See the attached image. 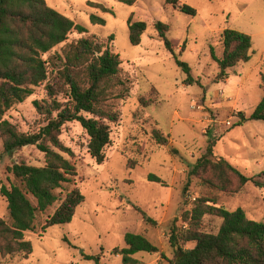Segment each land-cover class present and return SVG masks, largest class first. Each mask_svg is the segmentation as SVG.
Returning a JSON list of instances; mask_svg holds the SVG:
<instances>
[{
    "label": "rangeland",
    "instance_id": "1",
    "mask_svg": "<svg viewBox=\"0 0 264 264\" xmlns=\"http://www.w3.org/2000/svg\"><path fill=\"white\" fill-rule=\"evenodd\" d=\"M47 1L87 30H73L50 53L61 52L67 43L81 37L96 36L120 54L131 90L129 97L118 103L121 116L111 124V142L102 164L90 155L89 135L79 122L63 127L60 138L72 151L65 156L78 172L74 185L86 198L72 222L42 232L58 201L39 214L35 232H26L33 253L28 258L0 257V264H98L86 258L95 254H100V264H124L113 249L125 247L127 232L143 234L159 247V252L135 254L141 264H173L170 226L176 219L177 225H182L181 208L189 209L204 192L190 170L211 141L215 142L216 156L228 158L245 174L264 183V121L235 125L240 120L239 112L250 115L264 96V0H180L196 8V16L174 8L167 0H138L134 5L119 0ZM89 1L102 3L112 12L93 7ZM92 14L104 18L106 24L92 23ZM130 18L147 23L140 45L130 41ZM158 21L169 25L167 36L174 53L159 38L155 28ZM225 28L252 36V58L229 68L226 79H218L220 68L211 51L222 56L221 34ZM185 40V51L180 54ZM177 58L190 65L200 84L187 82L188 74ZM45 84L34 87L31 96L5 115L23 132L38 131L46 123L34 106L35 100L47 98ZM141 97L147 104L140 102ZM155 129L168 136L167 144L154 140ZM129 159L136 162L135 168L127 167ZM20 162L43 165L44 153L28 145L5 155L0 138V190L3 185L19 183L8 167ZM149 174L163 182L151 181ZM74 185L58 190L60 197L64 198ZM218 205L229 210L241 207L249 218L264 222V187L250 181L236 195L221 194ZM139 209L156 223L146 221ZM7 216V200L0 192V217ZM204 223L206 230L217 231L221 219L206 216ZM194 246L191 242L185 247Z\"/></svg>",
    "mask_w": 264,
    "mask_h": 264
},
{
    "label": "trees",
    "instance_id": "2",
    "mask_svg": "<svg viewBox=\"0 0 264 264\" xmlns=\"http://www.w3.org/2000/svg\"><path fill=\"white\" fill-rule=\"evenodd\" d=\"M134 5L138 0H119ZM174 8L192 16L196 8L167 0ZM93 7L112 12L102 3L89 1ZM94 24H106L96 14L91 15ZM130 41L140 45L147 30L142 20L128 21ZM158 36L174 53L173 44L167 36L169 25L155 23ZM86 28L72 18L49 5L47 0H0V138L3 154L11 155L28 145H35L44 153L43 165L26 162L14 163L8 172L18 184L3 185L0 192L7 200L8 216L0 217V257L28 258L33 253V244L26 239V232L38 228V216L61 201L53 214L42 225L47 228L72 222L77 208L86 198L74 185L78 175L75 164L65 156L71 155L60 136L63 127L72 121L79 122L89 135L88 150L98 164L106 160V148L111 142V124L119 121L121 110L118 103L130 95V79L125 75L119 53L113 51L96 36L81 37L67 43L61 52L51 50L65 42L68 35ZM223 54L218 57L214 50L212 58L218 63V79L229 76L228 69L252 58L253 38L245 32L225 28L221 34ZM184 41L180 54L185 51ZM50 53V54H49ZM49 54L47 58L44 56ZM178 64L187 72V82L199 83L190 65L177 58ZM52 79H50V77ZM45 84L47 98L35 100L34 106L46 123L35 132H23L5 115L15 104L23 102L34 93V87ZM200 84V83H199ZM264 90V84L262 85ZM142 104H147L144 97ZM243 125L249 120L264 121V96L250 115L239 112ZM154 140L165 145L168 136L160 129L152 132ZM215 142L211 141L206 152L192 165L190 174L199 179L204 192L195 198L191 207L181 208L182 225L174 220L170 226V243L174 250L173 264H264V222L251 219L239 207L229 210L218 205L221 194L236 195L250 181L257 187L264 183L248 176L228 158L214 154ZM136 162L129 159L127 167L135 168ZM261 176L264 177V171ZM151 181L163 182L155 174ZM74 185L61 198L58 190ZM144 219L156 221L139 209ZM206 216L221 219L217 231L205 229ZM194 242L193 248H186ZM125 247H115L114 254L122 256L124 264H141L134 256L139 252H159V247L145 235L134 232L125 234ZM100 264V254L86 255Z\"/></svg>",
    "mask_w": 264,
    "mask_h": 264
},
{
    "label": "crops",
    "instance_id": "3",
    "mask_svg": "<svg viewBox=\"0 0 264 264\" xmlns=\"http://www.w3.org/2000/svg\"><path fill=\"white\" fill-rule=\"evenodd\" d=\"M258 188H261V187H258ZM263 188V187H262Z\"/></svg>",
    "mask_w": 264,
    "mask_h": 264
}]
</instances>
